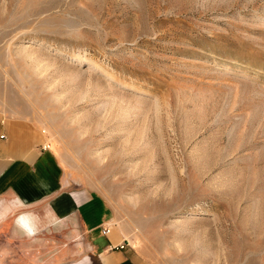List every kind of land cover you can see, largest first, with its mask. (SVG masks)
<instances>
[{"label":"rangeland","instance_id":"374dc122","mask_svg":"<svg viewBox=\"0 0 264 264\" xmlns=\"http://www.w3.org/2000/svg\"><path fill=\"white\" fill-rule=\"evenodd\" d=\"M0 113L149 264H264V0H0ZM38 205L0 199V264L86 248Z\"/></svg>","mask_w":264,"mask_h":264},{"label":"crops","instance_id":"0c3cea01","mask_svg":"<svg viewBox=\"0 0 264 264\" xmlns=\"http://www.w3.org/2000/svg\"><path fill=\"white\" fill-rule=\"evenodd\" d=\"M46 141L44 131L28 119L0 113V199L13 196L24 204H40L34 217L22 212L29 218L30 236L61 225L81 229L87 249L51 264H149L114 223L113 210L100 194L66 187L50 168Z\"/></svg>","mask_w":264,"mask_h":264},{"label":"clouds","instance_id":"9594fccd","mask_svg":"<svg viewBox=\"0 0 264 264\" xmlns=\"http://www.w3.org/2000/svg\"><path fill=\"white\" fill-rule=\"evenodd\" d=\"M3 217L0 216V220H2ZM16 225L22 229L25 230L26 233H30L32 231V228L29 224V218L25 215H21L16 219Z\"/></svg>","mask_w":264,"mask_h":264},{"label":"bare ground","instance_id":"6f19581e","mask_svg":"<svg viewBox=\"0 0 264 264\" xmlns=\"http://www.w3.org/2000/svg\"><path fill=\"white\" fill-rule=\"evenodd\" d=\"M23 44H21V47L23 46V47H28V46H30L31 47V44H28V43H31V42H29V41H25V42H22ZM20 46V45H19ZM35 47V46H34ZM73 61H75V62H81L82 60H81V58H79V57H74L73 58ZM26 216V215H25ZM28 217V216H27ZM29 218H31V216H29ZM31 220V219H30Z\"/></svg>","mask_w":264,"mask_h":264},{"label":"built area","instance_id":"2783aa9c","mask_svg":"<svg viewBox=\"0 0 264 264\" xmlns=\"http://www.w3.org/2000/svg\"><path fill=\"white\" fill-rule=\"evenodd\" d=\"M103 232H104V233H108V232H109V229H108V228H104V229H103Z\"/></svg>","mask_w":264,"mask_h":264}]
</instances>
